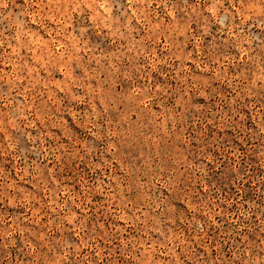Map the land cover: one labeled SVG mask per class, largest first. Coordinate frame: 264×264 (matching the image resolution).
<instances>
[{
	"label": "rangeland",
	"instance_id": "rangeland-1",
	"mask_svg": "<svg viewBox=\"0 0 264 264\" xmlns=\"http://www.w3.org/2000/svg\"><path fill=\"white\" fill-rule=\"evenodd\" d=\"M0 264H264V0H0Z\"/></svg>",
	"mask_w": 264,
	"mask_h": 264
}]
</instances>
